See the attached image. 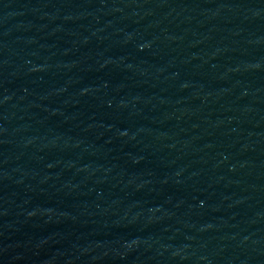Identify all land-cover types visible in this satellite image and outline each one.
Instances as JSON below:
<instances>
[{
	"label": "water",
	"instance_id": "water-1",
	"mask_svg": "<svg viewBox=\"0 0 264 264\" xmlns=\"http://www.w3.org/2000/svg\"><path fill=\"white\" fill-rule=\"evenodd\" d=\"M0 264H264V0H0Z\"/></svg>",
	"mask_w": 264,
	"mask_h": 264
}]
</instances>
